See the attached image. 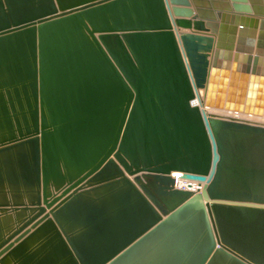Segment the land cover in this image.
Wrapping results in <instances>:
<instances>
[{
  "label": "water",
  "instance_id": "1",
  "mask_svg": "<svg viewBox=\"0 0 264 264\" xmlns=\"http://www.w3.org/2000/svg\"><path fill=\"white\" fill-rule=\"evenodd\" d=\"M208 108L264 117V0H0V264H264V123Z\"/></svg>",
  "mask_w": 264,
  "mask_h": 264
},
{
  "label": "bare ground",
  "instance_id": "2",
  "mask_svg": "<svg viewBox=\"0 0 264 264\" xmlns=\"http://www.w3.org/2000/svg\"><path fill=\"white\" fill-rule=\"evenodd\" d=\"M197 102H195V103L198 104ZM208 110L211 111V109H209V108H208ZM211 112H214L215 114L222 115V116H230V117L239 118V119H247V120L252 121V122L264 123V117L263 116L260 117L258 115H253V114H244V113H239V112H230V111H227L225 109H213ZM174 175L176 177H180L182 174L177 171V172H175ZM180 182L187 183V180L179 179L178 183L176 185L178 186V184H181ZM193 184H197V187H198L199 182L198 181H192V185ZM193 187L194 188H192V189H196L197 188L194 185H193ZM201 187H202V185H201ZM201 187H199V188H201Z\"/></svg>",
  "mask_w": 264,
  "mask_h": 264
},
{
  "label": "built area",
  "instance_id": "3",
  "mask_svg": "<svg viewBox=\"0 0 264 264\" xmlns=\"http://www.w3.org/2000/svg\"><path fill=\"white\" fill-rule=\"evenodd\" d=\"M198 100L197 99H195L194 101H193V104H196L195 102H197ZM198 103V102H197ZM177 178H179V177H177ZM178 186L179 187H182V188H189V181H187V183H183L182 185L181 184H178ZM200 187V185H198V187L197 188H199ZM192 188H194L193 187V185H192ZM196 188V189H197Z\"/></svg>",
  "mask_w": 264,
  "mask_h": 264
},
{
  "label": "rangeland",
  "instance_id": "4",
  "mask_svg": "<svg viewBox=\"0 0 264 264\" xmlns=\"http://www.w3.org/2000/svg\"><path fill=\"white\" fill-rule=\"evenodd\" d=\"M180 183L183 184L182 182H180ZM193 185L197 187V184H193Z\"/></svg>",
  "mask_w": 264,
  "mask_h": 264
}]
</instances>
